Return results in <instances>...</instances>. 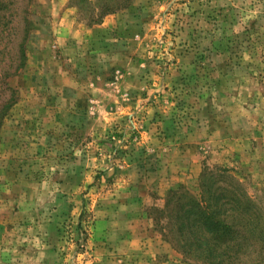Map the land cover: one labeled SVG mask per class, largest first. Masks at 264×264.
Returning <instances> with one entry per match:
<instances>
[{"label": "rangeland", "instance_id": "374dc122", "mask_svg": "<svg viewBox=\"0 0 264 264\" xmlns=\"http://www.w3.org/2000/svg\"><path fill=\"white\" fill-rule=\"evenodd\" d=\"M215 166L264 205V0H0V264H207L161 209Z\"/></svg>", "mask_w": 264, "mask_h": 264}, {"label": "trees", "instance_id": "16d2710c", "mask_svg": "<svg viewBox=\"0 0 264 264\" xmlns=\"http://www.w3.org/2000/svg\"><path fill=\"white\" fill-rule=\"evenodd\" d=\"M161 210L165 235L185 256L207 264H264V205L235 169L205 168L196 187L171 188Z\"/></svg>", "mask_w": 264, "mask_h": 264}, {"label": "crops", "instance_id": "0c3cea01", "mask_svg": "<svg viewBox=\"0 0 264 264\" xmlns=\"http://www.w3.org/2000/svg\"><path fill=\"white\" fill-rule=\"evenodd\" d=\"M146 235V234H145ZM145 246H146V244H145ZM154 264V262H145V264Z\"/></svg>", "mask_w": 264, "mask_h": 264}]
</instances>
